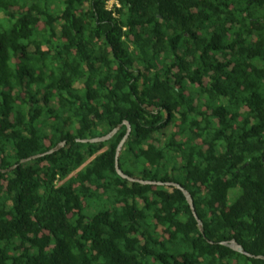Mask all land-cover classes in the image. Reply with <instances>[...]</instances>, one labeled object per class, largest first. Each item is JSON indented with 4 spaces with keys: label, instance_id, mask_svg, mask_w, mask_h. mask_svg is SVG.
I'll list each match as a JSON object with an SVG mask.
<instances>
[{
    "label": "trees",
    "instance_id": "obj_1",
    "mask_svg": "<svg viewBox=\"0 0 264 264\" xmlns=\"http://www.w3.org/2000/svg\"><path fill=\"white\" fill-rule=\"evenodd\" d=\"M106 1L0 0V264H264V0Z\"/></svg>",
    "mask_w": 264,
    "mask_h": 264
},
{
    "label": "water",
    "instance_id": "obj_2",
    "mask_svg": "<svg viewBox=\"0 0 264 264\" xmlns=\"http://www.w3.org/2000/svg\"><path fill=\"white\" fill-rule=\"evenodd\" d=\"M123 124H126L127 132H126L125 136L122 138V140L120 141V143H119V145L117 147V150H116L115 168H116V171L118 172V174L120 176H122L123 178L129 179L131 181H137V182H140V183H143V184L173 185V186L179 188L184 193V195H185V197H186V199L188 201V204L190 205L192 213L194 214V216H195V218L197 220L199 230L204 234L203 222L199 218V216H198V214L196 212L193 196L191 195L189 190H187L184 186H182L180 183L173 182V181H166V182L165 181H151V180H144V179L136 178V177H133V176H130V175L126 174L121 169V167L119 165V154H120V151H121L124 143L126 142V140L128 139V137H129V135L131 133V125H130L128 120H124L123 123L117 125L114 129H112L108 134H106L104 136L95 137V138H92V139H83V141H91V142L106 141V140L110 139L113 135H115L119 131V129L122 127ZM64 145H65V142H60L57 146H55L54 148L50 149L47 152L39 153V154H36V155L29 156L27 158H23V159L20 160L19 163H17L14 166H12L11 169H14L15 167L19 166V164L25 163V162H27L29 160H32V159H35V158H38V157H41V156H44V155H47V154L54 153L55 151L59 150ZM0 161H1V159H0ZM221 243L226 245V246H228V247H230V248H232L235 251H238V252L248 256V257L264 258V255H256V254L248 252L236 239H231L229 241H222Z\"/></svg>",
    "mask_w": 264,
    "mask_h": 264
},
{
    "label": "built area",
    "instance_id": "obj_3",
    "mask_svg": "<svg viewBox=\"0 0 264 264\" xmlns=\"http://www.w3.org/2000/svg\"><path fill=\"white\" fill-rule=\"evenodd\" d=\"M106 7L109 10H115L117 7H120V2L119 0H107Z\"/></svg>",
    "mask_w": 264,
    "mask_h": 264
}]
</instances>
